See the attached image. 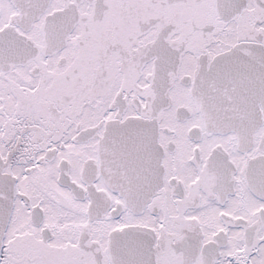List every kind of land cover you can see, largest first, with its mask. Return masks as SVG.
Listing matches in <instances>:
<instances>
[{
	"label": "snow or ice",
	"instance_id": "snow-or-ice-1",
	"mask_svg": "<svg viewBox=\"0 0 264 264\" xmlns=\"http://www.w3.org/2000/svg\"><path fill=\"white\" fill-rule=\"evenodd\" d=\"M0 264H264V0H0Z\"/></svg>",
	"mask_w": 264,
	"mask_h": 264
}]
</instances>
